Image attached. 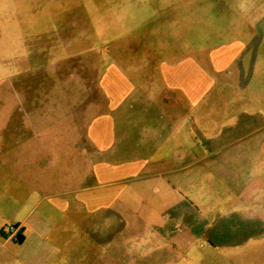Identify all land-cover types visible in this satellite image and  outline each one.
I'll list each match as a JSON object with an SVG mask.
<instances>
[{
    "label": "crops",
    "instance_id": "obj_1",
    "mask_svg": "<svg viewBox=\"0 0 264 264\" xmlns=\"http://www.w3.org/2000/svg\"><path fill=\"white\" fill-rule=\"evenodd\" d=\"M108 11L106 32L36 34L4 59L0 264L240 256L264 235V0Z\"/></svg>",
    "mask_w": 264,
    "mask_h": 264
},
{
    "label": "rangeland",
    "instance_id": "obj_2",
    "mask_svg": "<svg viewBox=\"0 0 264 264\" xmlns=\"http://www.w3.org/2000/svg\"><path fill=\"white\" fill-rule=\"evenodd\" d=\"M116 1L0 0V79L7 78L6 81L0 83V96L3 97L0 104L1 109H5L9 105L8 101L11 93L10 71L9 65L5 64L4 59H8L11 51L16 49L20 51L29 45L35 44L33 37L36 34L42 35L46 32L52 33L59 30L64 34H68L81 29H97L99 32H106L108 23L105 22V17L110 13L108 9L111 8V4ZM119 10L115 11V15L122 14ZM93 16L99 17L97 23L93 21ZM90 17L92 21H88ZM83 18H87V21H83ZM73 19H80V21L74 23L71 21ZM116 24L115 22V29L117 28ZM118 24L121 25L122 23L119 22ZM118 30H120L119 27ZM259 63L263 65L261 53L258 54ZM244 72L242 80L246 82V79L251 75L249 70ZM255 73L257 80L255 88L260 93L264 89V85L260 82L263 79L264 71L260 65H258ZM252 136L250 134L244 135L240 141H249ZM242 168L240 184L244 185L250 167L245 166ZM253 244L250 247L244 246L241 248V255L232 257L230 260H226L222 256H214L210 260L198 264H264V235ZM12 259L10 258L9 261H13Z\"/></svg>",
    "mask_w": 264,
    "mask_h": 264
},
{
    "label": "built area",
    "instance_id": "obj_3",
    "mask_svg": "<svg viewBox=\"0 0 264 264\" xmlns=\"http://www.w3.org/2000/svg\"><path fill=\"white\" fill-rule=\"evenodd\" d=\"M17 228H18L17 225H7V226L5 227V231H6L9 235H11V234H13L14 232H16Z\"/></svg>",
    "mask_w": 264,
    "mask_h": 264
}]
</instances>
